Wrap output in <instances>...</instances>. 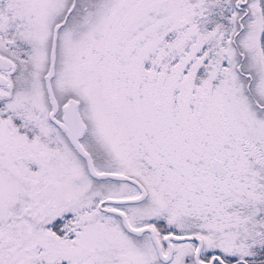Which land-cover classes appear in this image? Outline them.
Wrapping results in <instances>:
<instances>
[{
  "label": "snow or ice",
  "instance_id": "6c2138e0",
  "mask_svg": "<svg viewBox=\"0 0 264 264\" xmlns=\"http://www.w3.org/2000/svg\"><path fill=\"white\" fill-rule=\"evenodd\" d=\"M0 264H264V0H0Z\"/></svg>",
  "mask_w": 264,
  "mask_h": 264
}]
</instances>
